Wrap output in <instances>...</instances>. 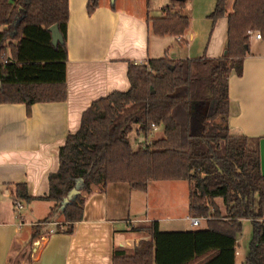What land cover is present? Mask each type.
<instances>
[{"label":"trees","instance_id":"1","mask_svg":"<svg viewBox=\"0 0 264 264\" xmlns=\"http://www.w3.org/2000/svg\"><path fill=\"white\" fill-rule=\"evenodd\" d=\"M184 4L185 0H172ZM100 0H89L91 14ZM69 0H0V103L65 101ZM228 18V36L219 57L173 60L152 58L130 63L127 91H113L91 103L80 128L59 150V168L49 176L46 198L51 212L35 225V236L50 222L71 232L82 220L93 185L124 182L146 191L153 180L189 181V213L206 218L207 228L162 230L158 221L140 226L144 236L134 248L114 249L113 264H236V241L243 220L252 237L243 264H264V176L260 137L231 133L229 78L241 75L250 53L251 33L264 38V0H217L210 18ZM156 35H179L189 16L168 11L153 18ZM57 24L63 41L53 43ZM153 125L164 136L134 147L130 133L148 136ZM81 180L82 189L56 220L60 203ZM18 198L31 200L25 184ZM221 198L225 210L218 204Z\"/></svg>","mask_w":264,"mask_h":264},{"label":"crops","instance_id":"2","mask_svg":"<svg viewBox=\"0 0 264 264\" xmlns=\"http://www.w3.org/2000/svg\"><path fill=\"white\" fill-rule=\"evenodd\" d=\"M88 1L69 0L67 99L34 103L30 113L25 103H0V264H113L116 247L132 249L149 239L140 226L158 221L162 230H192L189 188L180 207L162 194V184L151 181L146 191H137L118 182L93 185L91 193H83V218L71 232L50 222L34 237L35 225L54 205L46 196L49 176L59 168L60 148L80 128L82 114L93 101L130 89V63L163 56L219 57L227 41L228 18H210L217 0H100L91 14ZM233 3L228 0L229 11ZM168 11L189 16L182 34L153 32L151 20ZM255 35L242 74H230L228 124L233 134L264 138V38ZM18 184L27 186L31 200L18 198ZM217 202L225 210L223 200ZM17 203L23 207L16 208ZM55 219H62L61 211ZM164 224L172 229H163ZM252 230V221L244 219L236 264L246 260Z\"/></svg>","mask_w":264,"mask_h":264},{"label":"rangeland","instance_id":"3","mask_svg":"<svg viewBox=\"0 0 264 264\" xmlns=\"http://www.w3.org/2000/svg\"><path fill=\"white\" fill-rule=\"evenodd\" d=\"M113 1V0H111ZM258 33V32H254ZM163 127L161 126V129L159 131H152L148 136H146L144 133L137 132V126H134L133 131L130 133L132 145L134 147H139L141 145H145L147 142L156 139L161 138L164 136V133L162 131ZM152 182H155L154 184H162L166 187V189L162 192L163 195H169V197L172 200H175V204H180V207L184 203V198L186 195V192H188L189 188V181L187 180H153ZM127 184V183H125ZM154 194H159V192L154 191ZM170 199V200H171ZM190 222V221H189ZM207 226V222L203 221L198 226H191L192 229H201ZM163 229H172L169 228L166 224H164ZM240 258V257H239Z\"/></svg>","mask_w":264,"mask_h":264},{"label":"water","instance_id":"4","mask_svg":"<svg viewBox=\"0 0 264 264\" xmlns=\"http://www.w3.org/2000/svg\"><path fill=\"white\" fill-rule=\"evenodd\" d=\"M50 30L52 31L54 44H57L59 41H63V35L60 32L57 24L51 26ZM260 156H261V171L264 176V138H261L260 140ZM81 189H82L81 180H77L76 186L70 191L68 196L64 198V200L60 203L58 207V210L61 211V213H63L67 204L71 202V200L74 199L75 196L81 192Z\"/></svg>","mask_w":264,"mask_h":264},{"label":"built area","instance_id":"5","mask_svg":"<svg viewBox=\"0 0 264 264\" xmlns=\"http://www.w3.org/2000/svg\"><path fill=\"white\" fill-rule=\"evenodd\" d=\"M250 33H251V35L254 34L253 31H250ZM255 36H256L257 38H261V37H262L260 32L256 33ZM140 64H144V63H140ZM157 127H158V126L153 125V129H154V130H156ZM15 206H16V208H22V207H23V205H22L21 203H17ZM187 219L191 222V224H192L193 226H198V225H200V224L202 223L203 220H206V218H204V217L191 216V215L188 216ZM51 232H53V230H51Z\"/></svg>","mask_w":264,"mask_h":264}]
</instances>
